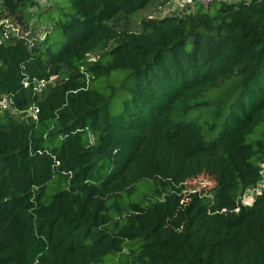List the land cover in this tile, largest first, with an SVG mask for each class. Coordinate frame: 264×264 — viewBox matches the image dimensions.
Listing matches in <instances>:
<instances>
[{"label": "trees", "instance_id": "1", "mask_svg": "<svg viewBox=\"0 0 264 264\" xmlns=\"http://www.w3.org/2000/svg\"><path fill=\"white\" fill-rule=\"evenodd\" d=\"M153 2L0 0V264H264V0Z\"/></svg>", "mask_w": 264, "mask_h": 264}, {"label": "rangeland", "instance_id": "2", "mask_svg": "<svg viewBox=\"0 0 264 264\" xmlns=\"http://www.w3.org/2000/svg\"><path fill=\"white\" fill-rule=\"evenodd\" d=\"M29 13H31V23L30 27L32 28L31 32L32 37H37L41 33L42 24H39L38 21V14L47 6L46 0H29ZM194 1V0H193ZM227 2L230 1H236V0H224ZM194 4L190 3L185 8H178L173 4V0H169L168 2H161L159 0H155L151 7L149 9H146L145 11L136 14L133 18L136 21H140L143 18L146 17H154L155 19L163 18L166 16H186L189 14H192L194 11ZM120 21L116 20L114 23H112V26L115 30H117L119 33L121 30H119ZM1 41V38H0ZM118 43V39H115L111 42V46H115ZM94 59V58H92ZM96 59V58H95ZM92 61V60H91ZM94 62V61H92ZM125 100V96L122 92L116 94V98L114 100L113 106H112V112L113 114H118L122 110V104ZM12 115H14L15 118L23 120V113L19 112H11ZM213 182V181H212ZM188 186L192 187L190 189H204L209 190L213 187V184L211 183L210 179H207V177H199L195 181H189ZM264 188V178L262 182L259 184L258 187L248 190L245 193L240 194L239 201L243 203L244 205H252L255 197L261 192V190Z\"/></svg>", "mask_w": 264, "mask_h": 264}, {"label": "built area", "instance_id": "3", "mask_svg": "<svg viewBox=\"0 0 264 264\" xmlns=\"http://www.w3.org/2000/svg\"><path fill=\"white\" fill-rule=\"evenodd\" d=\"M195 1V0H194ZM193 0H173V4L178 7V8H185L188 4H192L194 3ZM215 0H197V2L205 7H207L208 5H210L212 2H214ZM154 18V17H151ZM7 22V21H6ZM8 23V22H7ZM3 24V22H0V25ZM31 28V27H30ZM11 33H15L16 35H19L20 33V28L14 27L12 25H7L6 29H4V31L2 30V32H0V38L1 40H8L9 36ZM47 33L45 31V28L42 27L41 28V33L38 35V37L40 38H44L46 37ZM94 58V59H92ZM90 60L95 61V57H92ZM28 85V84H26ZM13 98L11 95H4L0 101V109L3 112L9 111L12 112L13 110ZM31 116H33L34 118L36 117V114L38 113L37 109H30V111L28 112Z\"/></svg>", "mask_w": 264, "mask_h": 264}]
</instances>
